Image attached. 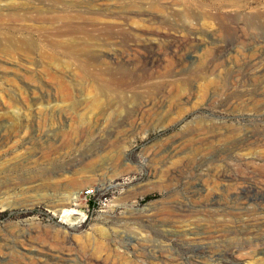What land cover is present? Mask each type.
Listing matches in <instances>:
<instances>
[{"label":"rangeland","instance_id":"obj_1","mask_svg":"<svg viewBox=\"0 0 264 264\" xmlns=\"http://www.w3.org/2000/svg\"><path fill=\"white\" fill-rule=\"evenodd\" d=\"M260 11L0 0V264H264Z\"/></svg>","mask_w":264,"mask_h":264},{"label":"built area","instance_id":"obj_2","mask_svg":"<svg viewBox=\"0 0 264 264\" xmlns=\"http://www.w3.org/2000/svg\"><path fill=\"white\" fill-rule=\"evenodd\" d=\"M96 194V189L95 188H87L83 191V197L85 201L88 203L87 206L90 203H93V206L95 205L96 201L92 200L94 199V196ZM106 205L105 201L104 202H98V207L101 208L102 206Z\"/></svg>","mask_w":264,"mask_h":264},{"label":"bare ground","instance_id":"obj_3","mask_svg":"<svg viewBox=\"0 0 264 264\" xmlns=\"http://www.w3.org/2000/svg\"><path fill=\"white\" fill-rule=\"evenodd\" d=\"M239 8V7H238ZM242 8V7H241ZM239 11V10H238ZM127 18H130L129 16L127 17ZM258 21H260V22H262V23H264V11H260L259 13H257L256 14V17H255ZM187 35H184V38L185 39H187ZM200 42V41H199ZM199 42H198V44H199ZM179 43V42H178ZM201 43V42H200ZM203 45V44H202ZM179 46V45H178ZM194 48H196V47H194ZM193 49V48H192ZM263 49H264V47H263ZM77 196L78 195H76V196H73V200H75L76 198H77ZM216 212V211H215ZM227 213V212H226ZM257 215V214H256ZM234 218V217H233ZM201 219V218H200ZM236 219V218H235ZM220 221V220H219ZM222 222V221H221ZM259 224H260V222H259ZM212 226V225H211ZM214 227V226H213ZM215 260V259H214ZM213 260V261H214ZM210 264H216V263H210ZM219 264V263H218Z\"/></svg>","mask_w":264,"mask_h":264}]
</instances>
